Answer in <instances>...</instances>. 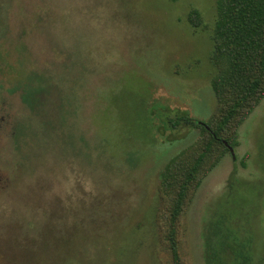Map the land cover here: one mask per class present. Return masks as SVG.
Instances as JSON below:
<instances>
[{
  "label": "rangeland",
  "instance_id": "rangeland-1",
  "mask_svg": "<svg viewBox=\"0 0 264 264\" xmlns=\"http://www.w3.org/2000/svg\"><path fill=\"white\" fill-rule=\"evenodd\" d=\"M1 5L0 264H173L160 174L201 130L155 120L145 136L141 119L143 108L215 113L216 0ZM232 148L179 219L182 264H205L204 224L233 173L264 185V98Z\"/></svg>",
  "mask_w": 264,
  "mask_h": 264
},
{
  "label": "trees",
  "instance_id": "trees-1",
  "mask_svg": "<svg viewBox=\"0 0 264 264\" xmlns=\"http://www.w3.org/2000/svg\"><path fill=\"white\" fill-rule=\"evenodd\" d=\"M201 15L193 9L188 20L200 26ZM214 32L211 60L217 72L211 85L217 97L215 113L203 120L188 110L156 113V109L143 108L141 119L145 136L155 120L171 132L181 126L201 130L197 144L172 157L160 174L159 193L167 205L166 239L173 264H182L178 224L184 209L203 178L237 144L239 126L264 98V0H216ZM5 34L2 31L0 38ZM29 95L25 94L26 101ZM263 187L231 175L229 193L204 224L205 264H264V228L259 226L264 222ZM45 263L43 257L35 260V264Z\"/></svg>",
  "mask_w": 264,
  "mask_h": 264
},
{
  "label": "water",
  "instance_id": "water-1",
  "mask_svg": "<svg viewBox=\"0 0 264 264\" xmlns=\"http://www.w3.org/2000/svg\"><path fill=\"white\" fill-rule=\"evenodd\" d=\"M230 150H231L232 154L234 155V151H233V148L232 147L230 148Z\"/></svg>",
  "mask_w": 264,
  "mask_h": 264
}]
</instances>
